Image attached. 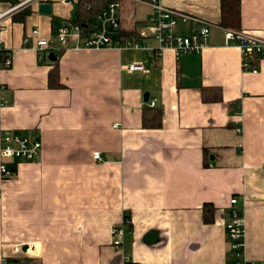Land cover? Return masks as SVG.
Segmentation results:
<instances>
[{"label": "crops", "instance_id": "obj_1", "mask_svg": "<svg viewBox=\"0 0 264 264\" xmlns=\"http://www.w3.org/2000/svg\"><path fill=\"white\" fill-rule=\"evenodd\" d=\"M80 1L0 0V13L26 2L0 19V57L11 61L0 65V137L42 146L38 161H4L12 175H0V264H230L232 197L243 213L242 259L264 264V59L258 73L242 70L237 44L224 39L234 29L219 25L220 0L162 2L186 17L180 36L209 27L198 55L23 45L55 42L63 24H78ZM138 1L118 0L114 37L134 39L152 14ZM98 14L82 25L98 27ZM234 31L264 39V0H240ZM54 62L58 88L49 86ZM134 64L142 71H128ZM147 109L160 112L159 127H143ZM125 218L116 251L111 232Z\"/></svg>", "mask_w": 264, "mask_h": 264}, {"label": "built area", "instance_id": "obj_2", "mask_svg": "<svg viewBox=\"0 0 264 264\" xmlns=\"http://www.w3.org/2000/svg\"><path fill=\"white\" fill-rule=\"evenodd\" d=\"M163 1H138L150 7L152 14L143 25L137 28L134 39H118L114 37L119 30L117 11L120 7L118 0H115L108 3L97 15L99 25L96 28H91L89 25L83 26L82 24L66 23L58 29L55 42L52 40H39L36 44L30 45L29 38L25 37L23 38V45L33 48L40 53L47 51L51 54L60 53L70 43H73L75 48L84 47L95 50L114 48L119 51H151L157 56H160L167 49L172 50L177 57L187 54H200L207 46L209 27L203 25L195 29L189 36H180L177 32L178 21L186 17L178 10L164 6L162 4ZM25 3L0 13V19L11 14L14 10L25 5ZM223 32L226 44H237L241 54L242 70L253 74L258 73L254 64H257V61L260 59H264V39L245 32L229 29H224ZM37 34V30L32 31V35L36 36ZM41 58L42 54L39 59ZM0 65L3 68H10V58L7 55L1 54ZM136 70L142 71V67L138 64L128 67V71L132 72ZM0 140V175L2 179H7L12 175L4 163L5 160L34 162L40 159L42 146L39 141L32 140L28 136L16 135L7 131L1 133ZM93 159L100 161V154L98 152L93 153ZM229 203L230 208L228 210L225 230L230 246V264H248L242 259L244 237L243 213L236 207L238 203L236 197H232ZM128 224L129 220L125 218L123 219V224L114 228L111 232L113 236L112 247L116 251L120 250L124 244V226ZM20 252L18 248L13 249L14 254ZM7 260L3 259V264H8Z\"/></svg>", "mask_w": 264, "mask_h": 264}, {"label": "trees", "instance_id": "obj_3", "mask_svg": "<svg viewBox=\"0 0 264 264\" xmlns=\"http://www.w3.org/2000/svg\"><path fill=\"white\" fill-rule=\"evenodd\" d=\"M109 2H113L114 0H108ZM108 2V3H109ZM106 2L101 1H92L85 0L80 1L78 4V8L75 14L77 17L78 24H82V22L95 14H98L102 11ZM220 23L219 25L225 28H230L234 30H238L240 26V0H220ZM58 54V53H57ZM49 71V86L50 87H61L58 83V74H57V66L54 62ZM149 112H152L149 114ZM160 112L158 110H145L142 116V124L143 127L148 129H155L160 125ZM212 221V208L211 206L205 205L203 211V222L211 223ZM8 264H40L37 260H29V259H15V260H7Z\"/></svg>", "mask_w": 264, "mask_h": 264}, {"label": "water", "instance_id": "obj_4", "mask_svg": "<svg viewBox=\"0 0 264 264\" xmlns=\"http://www.w3.org/2000/svg\"><path fill=\"white\" fill-rule=\"evenodd\" d=\"M38 11H39V13L48 15V14H50L51 9H50V6L48 4H41L38 7ZM147 97H148V95L145 94V96H144V101L145 102L147 101ZM22 250H23V252H25L26 248L24 247Z\"/></svg>", "mask_w": 264, "mask_h": 264}, {"label": "rangeland", "instance_id": "obj_5", "mask_svg": "<svg viewBox=\"0 0 264 264\" xmlns=\"http://www.w3.org/2000/svg\"><path fill=\"white\" fill-rule=\"evenodd\" d=\"M140 8H138V10H139ZM140 11H142L141 9L139 10V13H140Z\"/></svg>", "mask_w": 264, "mask_h": 264}]
</instances>
